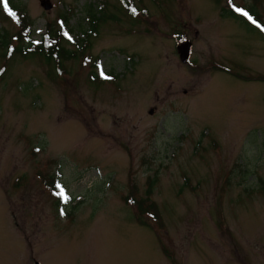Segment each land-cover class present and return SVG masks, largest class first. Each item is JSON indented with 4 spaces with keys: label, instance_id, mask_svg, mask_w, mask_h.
<instances>
[{
    "label": "rangeland",
    "instance_id": "obj_1",
    "mask_svg": "<svg viewBox=\"0 0 264 264\" xmlns=\"http://www.w3.org/2000/svg\"><path fill=\"white\" fill-rule=\"evenodd\" d=\"M7 1L33 25L0 48V264H264V37L228 13L264 0ZM61 16L78 57L48 63L29 45Z\"/></svg>",
    "mask_w": 264,
    "mask_h": 264
},
{
    "label": "trees",
    "instance_id": "obj_2",
    "mask_svg": "<svg viewBox=\"0 0 264 264\" xmlns=\"http://www.w3.org/2000/svg\"><path fill=\"white\" fill-rule=\"evenodd\" d=\"M123 2H126V6L129 8L130 4L126 0H122ZM255 9V8H254ZM256 10V9H255ZM12 11L16 14L14 19L17 23V31L12 36H9L7 33L2 34L0 33V48H6L11 47L10 46V38L12 37L15 39V41H18L19 44L23 42L24 37H29L32 33L31 27L33 25V21L29 18V16L24 13V11H21V9L16 8L12 9ZM257 11V10H256ZM228 12V11H227ZM248 12L250 13V16L260 25L262 31H264V18L257 14V17L251 13V11L248 9ZM230 15H232L234 18H239L244 24L245 22L241 19L243 16L240 13L237 12H228ZM87 14L89 15V21H90V34H87L86 37H90V35H95L97 32V26L99 22H102L105 18L103 17V12H98L92 9V7L88 8ZM60 19L67 21V18L64 16L59 17ZM246 25V24H245ZM248 25V24H247ZM73 31V30H72ZM71 31V32H72ZM59 30L55 28L54 25L49 26L47 33L44 34L43 40L41 41V44L39 46L34 47L33 53L36 55L41 56L43 59H45L46 62L51 63L53 60H56L58 64H60L62 61H68L71 59H76L78 57V53L70 51L68 48H65L62 45V38L59 37ZM87 38L84 40H81V43L84 44L87 42ZM46 46V47H45ZM13 52L20 53L22 48L14 47L10 48ZM83 50L80 49V52ZM55 58V59H54ZM264 81V78L261 79ZM54 178L47 181V185L53 190L54 189ZM155 183V180L148 181V191L146 193V198H140L135 199L134 192L131 190L129 195L125 198L127 199V202L131 204L133 207H135L137 212V223L140 226L146 227L147 224L143 222V216L144 215H150L154 217V219L157 220L158 223L161 224V218H160V212L158 209V206L150 200L151 193H152V187ZM59 205L58 201H55V206L57 207Z\"/></svg>",
    "mask_w": 264,
    "mask_h": 264
},
{
    "label": "water",
    "instance_id": "obj_3",
    "mask_svg": "<svg viewBox=\"0 0 264 264\" xmlns=\"http://www.w3.org/2000/svg\"><path fill=\"white\" fill-rule=\"evenodd\" d=\"M51 6L46 5L44 8L49 10ZM176 51L179 57V60L182 64L186 65L189 62L191 53H192V45L189 41H183L176 47ZM153 111H149V114H152Z\"/></svg>",
    "mask_w": 264,
    "mask_h": 264
},
{
    "label": "snow or ice",
    "instance_id": "obj_4",
    "mask_svg": "<svg viewBox=\"0 0 264 264\" xmlns=\"http://www.w3.org/2000/svg\"><path fill=\"white\" fill-rule=\"evenodd\" d=\"M3 7H4V9H5L6 11L9 12V15L15 17L16 14H15L14 12H12V11L8 8L7 0H3ZM133 11H135V10H133ZM244 15H247V13H244ZM249 19H251V17H249ZM253 23H255V21H253ZM101 75H103V73H101ZM108 78H109V77H105V79H108ZM58 187H60V186L58 185ZM58 195L64 196L65 201H67V196L64 195V190H63L62 188L60 189V192L58 193ZM62 214H63V213H62Z\"/></svg>",
    "mask_w": 264,
    "mask_h": 264
}]
</instances>
